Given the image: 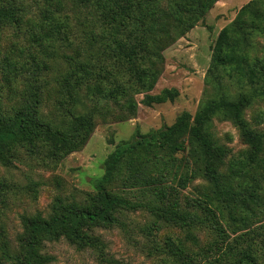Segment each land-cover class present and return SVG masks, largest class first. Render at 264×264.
I'll return each instance as SVG.
<instances>
[{
	"label": "trees",
	"instance_id": "1",
	"mask_svg": "<svg viewBox=\"0 0 264 264\" xmlns=\"http://www.w3.org/2000/svg\"><path fill=\"white\" fill-rule=\"evenodd\" d=\"M218 1L0 0V30L13 28L47 59L57 50L73 51L63 54L67 70L55 80L56 124L42 120L39 112V72L47 65L33 56L31 68L27 61L4 58L1 74L9 82L21 79L23 88L13 112L0 116V157L4 150L24 145L32 153L45 147L47 158L58 161L85 145L95 117L109 115L111 100L134 113L131 94L144 93L145 106L173 99L176 90L147 94L163 60L161 52L201 22ZM263 6L264 0L249 1L219 32L205 77L212 97L193 117L187 145L181 146L183 161L154 134L137 133L131 141H121L104 160L95 192L85 193L81 201L56 200L47 218L39 213L22 218L20 250L5 252V261L48 264L52 258L45 244L61 238L106 261L94 228L118 225L120 213L141 210L153 218L143 230L148 237L160 225L183 236L166 250L151 237V249L172 258L166 264H264V134L244 117L247 108L264 101V45L257 41L264 39ZM83 90L92 102L87 108ZM215 118L235 126L252 150L240 164L246 171L260 169L259 174L245 176L236 161L221 171L228 151L212 132ZM198 178L210 184L211 195L183 208L181 192ZM200 229H207L212 240L203 243Z\"/></svg>",
	"mask_w": 264,
	"mask_h": 264
},
{
	"label": "rangeland",
	"instance_id": "2",
	"mask_svg": "<svg viewBox=\"0 0 264 264\" xmlns=\"http://www.w3.org/2000/svg\"><path fill=\"white\" fill-rule=\"evenodd\" d=\"M249 1L219 0L201 22L161 52L163 60L156 66L157 77L147 94L158 95L164 89L176 90L173 99L145 106L141 103L144 93L131 94L136 103L134 113L114 105L111 100L109 115L95 117L93 132L85 145L58 161L47 158L45 147L33 153L24 145L17 146L13 152L4 150L0 157V182L3 185L0 187V262L11 264V260L5 261V252L12 254L20 250L23 217L39 213L47 218L56 200L65 203L81 201L85 193L95 192L96 181L103 174L104 160L121 141H131L137 133L154 134L179 160L185 159L186 153L181 146L187 145L193 117L212 97L213 91L205 84V77L217 36ZM257 41L260 46L264 45L263 38L258 37ZM17 49H22L24 54L19 55ZM63 54L71 55L73 51L57 50L47 59L13 28L1 29L0 116L13 112L11 109L18 104L23 88L21 79L9 82L1 74L4 58H9L12 63L27 61L31 68L30 56H33L37 62L47 65L39 72L42 85L40 116L44 121L58 123L60 118L54 108L57 97L55 80L67 70ZM230 92H235V88ZM87 96V90H83V108L92 104ZM244 117L254 131L264 134V101L247 108ZM212 132L228 151L221 168L223 173L234 161L245 176H256L261 172L258 168L250 171L242 168L240 162L251 155L252 150L231 122L213 119ZM211 192L212 187L205 180H194L181 192L183 208L188 209L187 202L211 195ZM118 218V225L93 230L104 244L106 261L93 250L77 249L61 238L45 244V253L52 258L48 264H166L172 258L169 259L164 251L154 252L151 237L165 250L168 244L183 239L177 229L163 225L153 231L154 236L148 237L143 230L153 218L145 211L122 212ZM197 234L203 243L213 238L207 229H200Z\"/></svg>",
	"mask_w": 264,
	"mask_h": 264
}]
</instances>
